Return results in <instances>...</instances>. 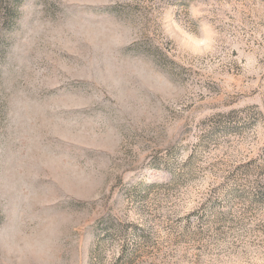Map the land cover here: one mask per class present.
Wrapping results in <instances>:
<instances>
[{
    "label": "rangeland",
    "instance_id": "374dc122",
    "mask_svg": "<svg viewBox=\"0 0 264 264\" xmlns=\"http://www.w3.org/2000/svg\"><path fill=\"white\" fill-rule=\"evenodd\" d=\"M0 264H264V0H0Z\"/></svg>",
    "mask_w": 264,
    "mask_h": 264
}]
</instances>
